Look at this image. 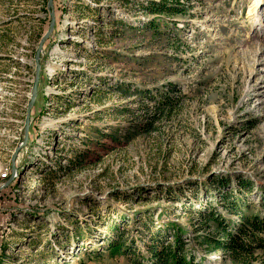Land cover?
<instances>
[{
    "label": "rangeland",
    "instance_id": "rangeland-1",
    "mask_svg": "<svg viewBox=\"0 0 264 264\" xmlns=\"http://www.w3.org/2000/svg\"><path fill=\"white\" fill-rule=\"evenodd\" d=\"M153 1L0 0V264H128L111 242L238 222L224 200L264 217V0Z\"/></svg>",
    "mask_w": 264,
    "mask_h": 264
},
{
    "label": "trees",
    "instance_id": "trees-1",
    "mask_svg": "<svg viewBox=\"0 0 264 264\" xmlns=\"http://www.w3.org/2000/svg\"><path fill=\"white\" fill-rule=\"evenodd\" d=\"M183 0H160L151 2L150 6H142L147 14L172 17L184 14ZM158 24L153 22L151 29L158 31ZM163 101V102H162ZM173 99L166 98L158 102V109L171 107ZM229 204L236 221H225L213 212L199 211V216L206 221L203 235H191L184 238L187 229L177 223H170L168 229L173 231L172 240L163 237L162 231L149 234L146 240L147 256H139L125 247L123 241L111 242L110 249H123L128 264H203L206 258L202 254L223 251V261L245 263L255 261L258 252H264V217L245 211L236 200H224ZM213 223L214 232L209 231ZM124 244V245H123ZM190 247V249H189ZM97 256V255H96ZM98 257V256H97ZM199 257V260L197 259Z\"/></svg>",
    "mask_w": 264,
    "mask_h": 264
},
{
    "label": "bare ground",
    "instance_id": "bare-ground-1",
    "mask_svg": "<svg viewBox=\"0 0 264 264\" xmlns=\"http://www.w3.org/2000/svg\"><path fill=\"white\" fill-rule=\"evenodd\" d=\"M256 16H257L256 17V22L258 23L259 26L263 24L262 30H264V14L263 13H260V14L257 13Z\"/></svg>",
    "mask_w": 264,
    "mask_h": 264
},
{
    "label": "water",
    "instance_id": "water-1",
    "mask_svg": "<svg viewBox=\"0 0 264 264\" xmlns=\"http://www.w3.org/2000/svg\"><path fill=\"white\" fill-rule=\"evenodd\" d=\"M50 6H52V0H50V3H49ZM54 22V21H53ZM53 22H52V26H53ZM50 33V32H49ZM42 46H40V49H41ZM36 59H38V54L36 56ZM35 93V92H34Z\"/></svg>",
    "mask_w": 264,
    "mask_h": 264
}]
</instances>
